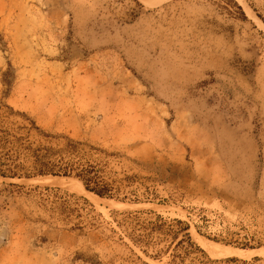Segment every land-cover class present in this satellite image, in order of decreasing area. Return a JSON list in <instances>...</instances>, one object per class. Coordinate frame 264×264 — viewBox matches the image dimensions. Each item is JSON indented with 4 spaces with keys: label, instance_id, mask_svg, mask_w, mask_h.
<instances>
[{
    "label": "rangeland",
    "instance_id": "1",
    "mask_svg": "<svg viewBox=\"0 0 264 264\" xmlns=\"http://www.w3.org/2000/svg\"><path fill=\"white\" fill-rule=\"evenodd\" d=\"M27 118L122 193L0 175V264H167L127 236L139 211L264 258V0H0V126Z\"/></svg>",
    "mask_w": 264,
    "mask_h": 264
},
{
    "label": "trees",
    "instance_id": "2",
    "mask_svg": "<svg viewBox=\"0 0 264 264\" xmlns=\"http://www.w3.org/2000/svg\"><path fill=\"white\" fill-rule=\"evenodd\" d=\"M10 113L16 115L12 107H10ZM26 120L29 124L18 128L19 130L24 129L26 134L0 126V175L2 177L14 179L74 176L82 181L88 191H92L98 196L119 198L117 195L122 193V186L116 184V181L110 180L99 165L79 156V142L67 138L62 147L51 145L49 142L48 144H36L29 140L33 131L37 136L46 139L53 138V136L41 130L34 121L28 118ZM26 162H30V169L26 167ZM119 200L127 201V197H122ZM130 201L139 203L141 200L136 198L130 199ZM139 213L141 211L137 212V214ZM137 214H129V222L133 225L132 231L128 233L129 235L125 233L135 246L153 260L161 261L163 256L170 258L167 264H215L221 262L260 264V261L264 260L259 256H254L249 260L238 257L211 259L193 241L189 232L190 225L187 222L177 218L168 219L161 214L152 218H141ZM163 239L168 242L162 247L160 242ZM151 249L153 253H149Z\"/></svg>",
    "mask_w": 264,
    "mask_h": 264
},
{
    "label": "bare ground",
    "instance_id": "3",
    "mask_svg": "<svg viewBox=\"0 0 264 264\" xmlns=\"http://www.w3.org/2000/svg\"><path fill=\"white\" fill-rule=\"evenodd\" d=\"M144 1H146V0H144ZM155 2V1H154ZM147 3V2H146ZM151 3H153V1L151 2ZM148 4H149V2H148ZM43 179V178H42ZM46 179V178H45ZM54 183H56V184H61V185H63V186H67V187H69V185L67 184V183H64V182H54ZM81 185H82V188L84 189V190H86V191H88L86 188H85V186L83 185V183L81 182ZM89 192V191H88ZM99 197V196H98ZM207 244V243H206ZM207 248H209V249H211V252L212 253H214V254H218V255H230L229 253H227V252H225V251H219L218 249H216L215 247H213V245L211 244V245H205ZM226 251H228V250H226ZM231 254H235V255H240V256H247L246 255V251H243L242 249L241 250H239V249H233V251H232V253ZM252 255V254H251ZM249 257V256H248Z\"/></svg>",
    "mask_w": 264,
    "mask_h": 264
}]
</instances>
